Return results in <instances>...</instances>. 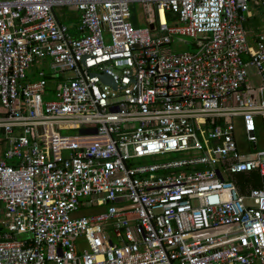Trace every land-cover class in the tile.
<instances>
[{"label": "built area", "instance_id": "2783aa9c", "mask_svg": "<svg viewBox=\"0 0 264 264\" xmlns=\"http://www.w3.org/2000/svg\"><path fill=\"white\" fill-rule=\"evenodd\" d=\"M250 7L264 14V0H0V264H264V191L229 179L264 176ZM44 59L72 73L51 93L42 70L26 79Z\"/></svg>", "mask_w": 264, "mask_h": 264}, {"label": "rangeland", "instance_id": "374dc122", "mask_svg": "<svg viewBox=\"0 0 264 264\" xmlns=\"http://www.w3.org/2000/svg\"><path fill=\"white\" fill-rule=\"evenodd\" d=\"M250 10H251V13L253 16L250 17L249 19H246L243 22L244 28L247 30H252L254 32H258V30L264 29V14H262L258 8L250 7ZM55 11H56V14H57L61 24L68 26L69 31H73L74 25L76 23L77 11H75L72 7H69V6L61 7L59 9H55ZM132 13L137 14V17H134V16L132 17L133 25H135L137 27L144 26L145 22H143L142 10L136 2H134L131 6V14ZM173 41L176 42L177 38H173ZM180 41L182 43L187 42L186 44H181L182 50H186V51H193L194 50V47L191 44L190 38L183 37V38H180ZM39 70H42L46 77L50 76V74H56L55 75L56 78L54 79V83L56 82V80H60L61 77H69L72 74L70 71L61 69V67L59 65H55V64L51 63L48 59H44L41 61V63L39 61L35 60L34 62H32L28 65L27 69L25 70L26 79H28V80L35 79L37 77L36 72ZM54 83L51 85H48V83L46 84L45 88L49 89V93H51L53 91ZM247 84L256 90L258 103H263L264 102V88L262 87V81L257 77V75L253 74V75L249 76ZM46 98H50V97L47 96ZM234 126H236L235 135H236L237 139H238L239 135H240V137H243V134L241 132L240 123L238 120H236L234 122ZM61 134H63V136H65L66 138H69V139H73V138L77 137L75 135L76 130H74V129L61 130ZM0 137H3V135L1 133H0ZM248 147H249V151H251L252 149H251V146L249 144H248ZM101 209H102V207H99V206L98 207H91L90 210L79 209L78 211H76V213L77 214L78 213L87 214V213L99 211Z\"/></svg>", "mask_w": 264, "mask_h": 264}, {"label": "trees", "instance_id": "16d2710c", "mask_svg": "<svg viewBox=\"0 0 264 264\" xmlns=\"http://www.w3.org/2000/svg\"><path fill=\"white\" fill-rule=\"evenodd\" d=\"M166 18H167V22H169V13L166 14ZM191 44L193 45L192 41ZM235 133H236V126L234 129V135ZM239 137L240 135L238 136V139ZM235 138L236 140H238L236 135ZM229 179H231L234 182L240 194L245 193V191L248 188H258V180H259L258 174L253 171L233 173L230 175Z\"/></svg>", "mask_w": 264, "mask_h": 264}, {"label": "crops", "instance_id": "0c3cea01", "mask_svg": "<svg viewBox=\"0 0 264 264\" xmlns=\"http://www.w3.org/2000/svg\"><path fill=\"white\" fill-rule=\"evenodd\" d=\"M138 20H139V19H138ZM40 63H41V62H40ZM36 75H37V72H36ZM31 80H33V79H31ZM46 83H48V85H51V84L54 83V79H53L52 77L48 76V77L46 78ZM236 120L239 121L238 118H235V119H234V122H235ZM239 123H240V122H239ZM241 132H242V131H241ZM242 134H243V133H242ZM237 144H238V148L240 149V152L246 153V151L248 150V144L246 143L244 137H239V139L237 140ZM263 145H264V140H263V138H262V135H261V128H260V125H259V123H258V141H257V143H256V146H257V147H263ZM2 146H3V145H2ZM2 146L0 145V151H1ZM250 146H251V144H250ZM251 148H252V146H251ZM246 172H248V171H246ZM253 172H255V171H253ZM255 173H257V172H255ZM257 174H258V178H259V180H258V189H262V190L264 191V176L259 175V173H257ZM229 177H230V175H229ZM248 189H249V188H248ZM248 189H247V190L245 191V193H243V194H246L247 191H248Z\"/></svg>", "mask_w": 264, "mask_h": 264}, {"label": "water", "instance_id": "95a60500", "mask_svg": "<svg viewBox=\"0 0 264 264\" xmlns=\"http://www.w3.org/2000/svg\"><path fill=\"white\" fill-rule=\"evenodd\" d=\"M51 13H52L53 17L55 18L56 22L58 23V19L56 18L55 14L52 10H51ZM148 26L151 28V24H149ZM96 75L99 78L100 82L107 84L112 88L117 87L115 81L106 72L102 71L100 73H97Z\"/></svg>", "mask_w": 264, "mask_h": 264}, {"label": "bare ground", "instance_id": "6f19581e", "mask_svg": "<svg viewBox=\"0 0 264 264\" xmlns=\"http://www.w3.org/2000/svg\"><path fill=\"white\" fill-rule=\"evenodd\" d=\"M160 18L162 19V15H161V13H160Z\"/></svg>", "mask_w": 264, "mask_h": 264}]
</instances>
